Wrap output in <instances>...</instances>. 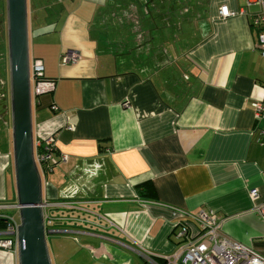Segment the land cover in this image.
<instances>
[{
  "label": "crops",
  "instance_id": "obj_1",
  "mask_svg": "<svg viewBox=\"0 0 264 264\" xmlns=\"http://www.w3.org/2000/svg\"><path fill=\"white\" fill-rule=\"evenodd\" d=\"M113 1L59 0L74 6L59 33L49 34L36 15L29 23L31 59L56 83L33 105L34 140L54 136L55 156H68L43 176V200L63 229L58 234L78 236L85 256L75 253L74 264L166 262L180 242L175 213L203 210L222 220L226 236L264 256V218L255 211L264 203V120L252 107L264 99V55L253 25L261 7L139 0L125 10ZM222 6L236 15L220 18ZM127 13L132 21L112 40ZM69 50L80 54L76 65L61 63ZM6 94L11 83L0 77ZM2 124L0 215L18 219L13 131ZM74 186L78 195L87 186L86 195L67 209ZM0 264H19L18 256L0 250Z\"/></svg>",
  "mask_w": 264,
  "mask_h": 264
},
{
  "label": "built area",
  "instance_id": "obj_2",
  "mask_svg": "<svg viewBox=\"0 0 264 264\" xmlns=\"http://www.w3.org/2000/svg\"><path fill=\"white\" fill-rule=\"evenodd\" d=\"M252 5L261 7V12L256 15L253 25L259 29L258 49L264 55V0H248L247 6ZM235 15L227 6H222L219 10V16L222 19H228ZM80 59L78 52L69 50L61 57V63L63 65H76ZM44 74L43 62L40 59H30L32 106L37 104L39 98L50 95L56 90V83L46 79ZM125 106L130 107L128 104ZM252 107L256 120H264V99L254 102ZM53 109L56 110V106H53ZM34 148L35 161L42 179L54 167L68 162L66 155H60L58 158L55 156L56 137L54 136L44 140H36ZM76 187L74 186V190L70 191L69 198L65 199L64 206L67 209H73L80 204V201H83V199L76 197L77 193H74L77 191ZM85 191L87 188L82 187L80 193L85 196ZM250 197L253 201L257 200L258 191L252 190ZM15 208L20 211L19 205H16ZM255 211L264 218V203L256 207ZM175 216L178 217L177 226L180 227L178 234L180 242L175 253L166 258V264H264V256L223 233L222 220L215 213L203 210L195 215L188 212H177ZM0 218L7 222L6 229L0 233V250L18 256V229L21 226V217L16 219L13 216L0 215ZM56 220L57 218L54 216L45 217L44 215L46 230H54ZM53 224L54 227H52ZM146 259L150 264H159L154 261L153 257L147 256Z\"/></svg>",
  "mask_w": 264,
  "mask_h": 264
},
{
  "label": "water",
  "instance_id": "obj_3",
  "mask_svg": "<svg viewBox=\"0 0 264 264\" xmlns=\"http://www.w3.org/2000/svg\"><path fill=\"white\" fill-rule=\"evenodd\" d=\"M6 1L13 146L21 215L18 262L52 264L47 237L59 232L46 230L43 210L48 203L43 200V179L35 161L28 0Z\"/></svg>",
  "mask_w": 264,
  "mask_h": 264
},
{
  "label": "rangeland",
  "instance_id": "obj_4",
  "mask_svg": "<svg viewBox=\"0 0 264 264\" xmlns=\"http://www.w3.org/2000/svg\"><path fill=\"white\" fill-rule=\"evenodd\" d=\"M133 1L135 5L137 6V2L139 0H114L112 3L116 5H120V9L124 8L125 10L129 8L133 3H129ZM136 1V2H135ZM7 1L6 0H0V77L5 78L7 82H10V75H9V66L8 64V25H7ZM69 10H68V8ZM70 4H64L60 3L59 0H28V12H29V23L34 24L35 17H38L39 21H43L44 25L42 26L43 29H46L47 31L49 30L50 32L56 31L59 33L60 30L63 29L64 27V20L66 17V14L71 13L74 11V6ZM37 7L39 10H37ZM145 8V7H144ZM108 12H120L121 10L115 8L113 10L112 7H108L105 9ZM145 10V9H144ZM36 11V12H35ZM32 14L30 15V13ZM102 12V11H101ZM130 16V13H127L123 16L122 18V24L115 25L114 30L112 33L109 34V37L112 40H116L117 38L121 37L119 33H121L120 28H125L124 22L132 21V18L127 19ZM6 20V22H5ZM115 22H120V20H117ZM143 23H149L148 18L146 17L145 20L142 21L141 27ZM146 24V25H147ZM63 25V26H62ZM111 26H107L106 30L107 32ZM118 31V32H117ZM38 32V31H37ZM55 32L49 33L53 34ZM118 34V35H117ZM41 36L37 37V41L41 40L39 38ZM123 41H127L124 33L122 34ZM102 42H105L106 39H101ZM74 51V50H73ZM30 52V49H29ZM64 55V54H63ZM62 55V56H63ZM32 56V52H30V59ZM7 67L8 70L4 72V68ZM5 97V98H4ZM4 98V100H2ZM1 98L0 96V117L2 118L0 127H4L2 123H9V129H11L12 132V106H11V97L10 94H6ZM5 130L7 131V128L4 127ZM47 177V178H46ZM43 178L45 181L48 179V176ZM43 181V182H44ZM65 186V183L63 184ZM44 215L46 216H53L51 211H49L47 208L44 209ZM10 215L14 214L16 215L17 213L15 211L9 212ZM18 215V214H17ZM54 230L57 231H62L63 229H57L55 228ZM47 231H51V229H48ZM74 237H78L74 234H49L47 237V246H48V251L51 259L52 264H74L75 263V257L73 255L75 253H84L83 248H81L80 243H77L74 240ZM79 239H82L79 237ZM85 256V253H84ZM53 260V261H52ZM84 258L82 259V261ZM80 264H89L88 262H80Z\"/></svg>",
  "mask_w": 264,
  "mask_h": 264
},
{
  "label": "trees",
  "instance_id": "obj_5",
  "mask_svg": "<svg viewBox=\"0 0 264 264\" xmlns=\"http://www.w3.org/2000/svg\"><path fill=\"white\" fill-rule=\"evenodd\" d=\"M6 227H7L6 220L0 218V230H5ZM52 227H54V224H53ZM154 261L157 262V263H159V264H166V262L164 260H161V259H154Z\"/></svg>",
  "mask_w": 264,
  "mask_h": 264
},
{
  "label": "flooded vegetation",
  "instance_id": "obj_6",
  "mask_svg": "<svg viewBox=\"0 0 264 264\" xmlns=\"http://www.w3.org/2000/svg\"><path fill=\"white\" fill-rule=\"evenodd\" d=\"M79 199H83V198H79ZM84 200V199H83Z\"/></svg>",
  "mask_w": 264,
  "mask_h": 264
}]
</instances>
